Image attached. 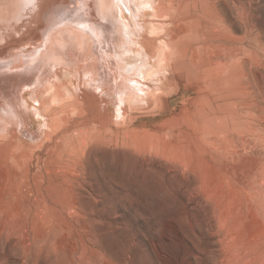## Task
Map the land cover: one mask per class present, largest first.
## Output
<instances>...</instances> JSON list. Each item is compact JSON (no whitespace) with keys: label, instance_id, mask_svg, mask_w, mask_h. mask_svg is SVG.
I'll list each match as a JSON object with an SVG mask.
<instances>
[{"label":"rangeland","instance_id":"1","mask_svg":"<svg viewBox=\"0 0 264 264\" xmlns=\"http://www.w3.org/2000/svg\"><path fill=\"white\" fill-rule=\"evenodd\" d=\"M65 1L0 0V264H264V0Z\"/></svg>","mask_w":264,"mask_h":264},{"label":"bare ground","instance_id":"2","mask_svg":"<svg viewBox=\"0 0 264 264\" xmlns=\"http://www.w3.org/2000/svg\"><path fill=\"white\" fill-rule=\"evenodd\" d=\"M8 2V4H10V8H11V10H12V7L14 8L13 9V11H14V13L11 11V12H9V10H8V12H9V16H10V18H8V20L9 19H11V20H9V22H12L13 20H15L16 19V21L15 22H18V20L17 19H19V18H21V17H23V16H25V13H28L27 11H30V13L32 12H34V11H36V10H39L40 8H41V3L43 2V0H7ZM18 1V2H17ZM67 1H70V0H67ZM67 1H65V2H67ZM130 3L132 2V7H133V9H134V11L136 12V10L139 8V5H138V3H136V2H134L133 0H128ZM54 2H56V1H54ZM73 2V1H72ZM4 2H2V4H3ZM30 3H32L33 4V6H31V4ZM74 3V2H73ZM84 3V2H83ZM97 3H98V15L100 16V19L101 20H103L104 22H102L101 20H99V24H96V23H93V24H91V23H89V22H91V20H85V21H83V23L85 24V26H82V28H77L76 26V24H74L73 23V27L75 28H73L72 29V31H75L74 33H76L84 42H86L87 44L89 43L90 44V46H93V43H99L100 45H102L103 44V36H101V35H99L98 33L101 31V29L103 28L102 26H104V24L105 23H108V21H111L112 23H114V25H115V23H118V21L117 20H120L119 19V17L120 16H122V11L120 10V9H118L119 7H118V5H117V3L115 2V0H97ZM54 4V3H53ZM58 4V3H57ZM72 4V3H71ZM61 5H63V4H61ZM85 5H87V4H85ZM66 6H67V4H66ZM160 7H161V5H159ZM19 7V8H18ZM30 7V8H29ZM50 7V6H49ZM59 7H60V5H59ZM158 8V10L157 11H162L163 10V6L161 7V8ZM27 8H29L28 10H26ZM58 8V7H57ZM4 9V8H3ZM3 9H1L0 8V10H2L3 11ZM19 9V10H18ZM49 9V8H48ZM60 9V8H59ZM64 9H65V7H64ZM70 9V8H69ZM77 9V8H76ZM79 9H80V7H79ZM61 10V9H60ZM5 11V10H4ZM3 11V12H4ZM81 11V10H80ZM2 12V13H3ZM48 12V11H47ZM62 12V10L61 11H56V12H52V13H50V15H56L57 17H55V18H53V21H52V23L55 21L56 22V24H61V22H63V20H62V18L60 19V20H58L59 18H58V16L59 17H61L60 15H62V14H60ZM68 12V11H67ZM163 12H164V10H163ZM1 13V14H2ZM5 13V12H4ZM3 13V14H4ZM65 13H66V11H65ZM138 13V12H137ZM158 13V12H157ZM0 14V15H1ZM42 14V12L39 14L38 13V15H41ZM69 14H71V13H69ZM72 14H73V12H72ZM71 14V15H72ZM136 14V13H135ZM159 14V13H158ZM157 14V15H158ZM20 15V16H19ZM27 15V14H26ZM83 14L81 13L80 15H76L77 16V18L76 19H80L81 18V16H82ZM89 15V14H88ZM2 16H4V15H2ZM6 16H8V15H6ZM66 16V15H65ZM72 16H75L74 14L72 15ZM1 17V16H0ZM46 17V16H45ZM44 17V18H45ZM69 17V16H68ZM3 18V17H2ZM103 18H105L106 20H104ZM13 19V20H12ZM23 19V18H22ZM1 18H0V23H1ZM3 20H4V18H3ZM64 20H66V19H64ZM68 20H72V17H70V18H68L67 19V21ZM5 21V20H4ZM6 21H7V19H6ZM50 22V21H49ZM5 23V22H4ZM7 23V22H6ZM19 23V22H18ZM51 23V22H50ZM110 23V22H109ZM39 24H41V22L39 23ZM103 24V25H102ZM126 24V23H125ZM7 25V24H6ZM9 26H10V28L12 27V23H9L8 24ZM17 25V24H16ZM75 25V26H74ZM158 25V24H157ZM155 26V25H154ZM71 27V26H70ZM102 27V28H101ZM106 27V26H105ZM116 27V26H115ZM158 27V26H157ZM68 28V27H67ZM101 28V29H100ZM105 29V28H104ZM127 29V28H126ZM132 29V28H131ZM130 29V30H131ZM157 29V28H156ZM50 30V29H49ZM60 30V29H59ZM59 30L57 29V31H56V33L58 34L59 33ZM63 30V29H62ZM52 31V30H51ZM42 32H43V34H42ZM55 33V34H56ZM146 33V32H145ZM46 34V31L44 30V31H41V36H44ZM54 34V35H55ZM101 34V33H100ZM144 34V33H143ZM40 35V34H39ZM49 35V34H48ZM51 40H52V38L53 37H57V36H53V34H52V32H51ZM98 35H99V37H98ZM111 35V34H110ZM146 35V34H145ZM101 36V37H100ZM25 37V36H24ZM100 38H102V39H100ZM112 38V37H111ZM146 38V37H145ZM62 38H59V40H61ZM50 40V41H51ZM112 40H114V38H112ZM105 41H107V40H105ZM104 41V42H105ZM147 41V40H146ZM45 42V41H44ZM110 42V41H109ZM114 42V41H113ZM163 42H165V43H163ZM27 43V42H26ZM148 43V42H147ZM40 44H41V42H40ZM111 44V43H110ZM159 44L161 45V44H164L163 45V48H164V53H163V56H164V59L166 60L167 59V61L169 62V60H168V58H170V54H171V49H170V47L172 46V41H170L169 43H168V41H166V39L165 40H161L160 39V41H159ZM166 45V46H165ZM147 46V45H146ZM24 47V46H23ZM22 47V48H23ZM42 47H43V45H42ZM166 47H167V49H166ZM60 48H62V47H60ZM139 48V47H138ZM49 49V48H48ZM51 49V52H50V55H49V57H48V59L46 60V62L43 64V70L45 71L46 70V68L47 67H49L50 68V66H51V64L53 63V62H55V61H52V62H48L49 60L51 61V58H54V59H57V57H58V55H57V53H56V51L59 49V43L57 44V45H55V42L53 43V46L50 48ZM137 49V48H136ZM170 49V50H169ZM139 50V49H138ZM34 51V50H33ZM36 51V50H35ZM59 51V50H58ZM152 51H157V49L156 48H154V49H152ZM46 52V50L44 49H39V48H37V51L36 52H34V53H36V55L34 56V58H32V59H37V60H39V59H42L43 58V53H45ZM162 52V51H161ZM54 53V55L52 56V54ZM135 53V52H134ZM138 54V53H137ZM158 54H160V53H158ZM25 55V53L24 54H21V55H19L20 56V59H24L25 61H27L26 59H27V57L29 58V57H31V54H27L26 56H24ZM55 56V57H54ZM61 57V56H60ZM74 57V56H73ZM140 58V57H139ZM68 59V58H67ZM70 59V58H69ZM164 59H162V60H164ZM37 60H35V61H37ZM164 60V61H165ZM29 62H26V64H28ZM9 64V63H8ZM163 63H162V61H161V65H162ZM165 64V63H164ZM168 65V64H167ZM85 66V65H84ZM163 66V65H162ZM83 69V68H82ZM163 70V69H162ZM43 71V72H44ZM152 72V69H147V70H145L144 71V74H146V75H148V74H150ZM58 74V73H57ZM13 76H16L15 74H12ZM67 75H69V74H67ZM146 75H145V77H146ZM155 75V74H154ZM58 76V75H57ZM61 76V75H60ZM63 77V76H62ZM61 77V78H62ZM15 78V77H14ZM18 78V77H17ZM29 78V77H28ZM64 81V80H63ZM15 83V82H14ZM25 84H27V82H25L23 85H25ZM60 84V83H59ZM58 83H57V81H54V80H51L50 81V85L49 86H46V87H44L43 89H37L38 91H36V90H34V91H36L35 93H33V97H34V99L36 100V102L39 104L36 108L39 110V111H41V110H44V109H46V107H48V106H46L47 104H49V102H51L48 98H47V96H49L51 93H53L52 95H53V99L52 100H54V99H57V98H60V100H64V94H63V90H61V87H60V85H59ZM44 85H47V84H44ZM74 87V86H73ZM15 89V88H14ZM106 89V88H105ZM110 89V88H109ZM120 89V88H119ZM65 90V89H64ZM107 90V89H106ZM112 90V89H111ZM107 91H109V90H107ZM130 91V89H128L127 87H122V92H123V94L125 95L126 93H128ZM107 93V92H106ZM112 93V92H111ZM7 94V93H6ZM23 94V93H22ZM71 95V94H70ZM9 96V95H8ZM7 96V97H8ZM110 96V95H109ZM10 97V96H9ZM8 97V98H9ZM59 100V101H60ZM133 100V99H132ZM132 100H131V98L129 99V101L130 102H132ZM57 101V100H56ZM68 101V100H67ZM73 102V101H72ZM12 105V104H11ZM10 104L8 105V106H11ZM13 106V105H12ZM14 107V106H13ZM13 107H11L12 109H10L9 107H4L3 109H4V112H7L8 113V111H12V112H10L11 114L13 113V114H15V115H17L19 118H20V120H21V122L24 124V122H27V116L26 115H24V113H22V112H20V110H18V109H14ZM8 109H10V110H8ZM47 110V109H46ZM49 111V110H48ZM45 112V111H44ZM47 112V111H46ZM70 112V111H69ZM75 112V111H74ZM77 112V111H76ZM73 113V112H72ZM68 114V113H67ZM26 116V117H25ZM78 124H81V121H78L77 122ZM25 125V124H24ZM27 125V124H26ZM76 132V131H75Z\"/></svg>","mask_w":264,"mask_h":264}]
</instances>
